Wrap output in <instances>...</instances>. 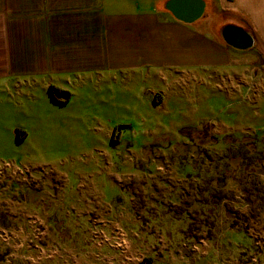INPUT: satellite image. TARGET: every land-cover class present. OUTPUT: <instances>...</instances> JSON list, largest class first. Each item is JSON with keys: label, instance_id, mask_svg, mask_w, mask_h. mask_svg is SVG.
Returning a JSON list of instances; mask_svg holds the SVG:
<instances>
[{"label": "rangeland", "instance_id": "rangeland-1", "mask_svg": "<svg viewBox=\"0 0 264 264\" xmlns=\"http://www.w3.org/2000/svg\"><path fill=\"white\" fill-rule=\"evenodd\" d=\"M249 61L264 63L259 54ZM251 76L252 88L238 84L231 93L222 73L97 72L84 85L58 88L64 107L43 102L8 117L0 105V161L12 164L0 168V264L62 256L150 264L153 246L136 233L152 234L155 218L185 205L195 210L190 231L208 254L200 259L210 257L204 264H264V72ZM157 91L164 100L155 104ZM19 126L30 133L20 145L9 139ZM83 213L96 224L109 216L112 227L72 229ZM50 215L64 229L44 230ZM231 226L240 232V258L216 246Z\"/></svg>", "mask_w": 264, "mask_h": 264}, {"label": "crops", "instance_id": "crops-1", "mask_svg": "<svg viewBox=\"0 0 264 264\" xmlns=\"http://www.w3.org/2000/svg\"><path fill=\"white\" fill-rule=\"evenodd\" d=\"M228 31L234 35L232 42L227 40ZM255 54L264 59V0H0V105L8 117L32 114V107L43 102L64 107L68 101L60 98L66 94L56 101L51 88L84 85L97 72L103 79L139 72L176 78L199 71L222 73L231 76V93H235L238 84L254 86L251 75L256 69L264 72V63L249 61ZM153 95L155 104L163 102V93ZM18 128L10 131L9 139L20 145L30 133ZM111 165L107 162L105 167ZM6 166L12 164L0 161V168ZM192 212L189 205L170 216L164 212L154 219L152 234L136 233L137 241L153 246L150 264L208 263L210 257L200 259L208 256L200 253L202 240L196 241L190 231ZM82 215L83 221L73 222L81 227L72 229L112 227L109 216L96 224L91 214ZM58 224L57 217L50 215L42 228L64 229ZM239 234L233 226L220 234L216 246L222 254L240 258ZM247 243L251 253L252 244ZM62 244L74 247L72 242ZM44 261L78 264L74 257L63 256ZM86 263H91L88 258Z\"/></svg>", "mask_w": 264, "mask_h": 264}, {"label": "trees", "instance_id": "trees-1", "mask_svg": "<svg viewBox=\"0 0 264 264\" xmlns=\"http://www.w3.org/2000/svg\"><path fill=\"white\" fill-rule=\"evenodd\" d=\"M51 90H52L53 99L58 101L57 97L61 94L60 90L57 88H53V87L51 88Z\"/></svg>", "mask_w": 264, "mask_h": 264}, {"label": "water", "instance_id": "water-1", "mask_svg": "<svg viewBox=\"0 0 264 264\" xmlns=\"http://www.w3.org/2000/svg\"><path fill=\"white\" fill-rule=\"evenodd\" d=\"M228 33H229V38H228V36H227V40H228L229 42H232V40H233V34H232L231 31H228Z\"/></svg>", "mask_w": 264, "mask_h": 264}, {"label": "flooded vegetation", "instance_id": "flooded-vegetation-1", "mask_svg": "<svg viewBox=\"0 0 264 264\" xmlns=\"http://www.w3.org/2000/svg\"><path fill=\"white\" fill-rule=\"evenodd\" d=\"M226 33H227V32H226ZM227 36H228V38H229V33H227ZM233 40H234V35H233ZM233 40H232V41H233Z\"/></svg>", "mask_w": 264, "mask_h": 264}]
</instances>
